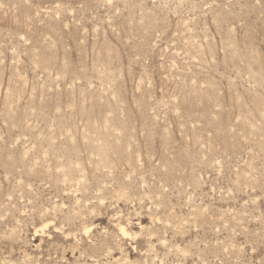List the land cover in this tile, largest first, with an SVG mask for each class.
I'll use <instances>...</instances> for the list:
<instances>
[{"label": "rangeland", "instance_id": "374dc122", "mask_svg": "<svg viewBox=\"0 0 264 264\" xmlns=\"http://www.w3.org/2000/svg\"><path fill=\"white\" fill-rule=\"evenodd\" d=\"M0 264H264V0H0Z\"/></svg>", "mask_w": 264, "mask_h": 264}, {"label": "bare ground", "instance_id": "6f19581e", "mask_svg": "<svg viewBox=\"0 0 264 264\" xmlns=\"http://www.w3.org/2000/svg\"><path fill=\"white\" fill-rule=\"evenodd\" d=\"M121 232H122L123 234H125V231H124V229H121Z\"/></svg>", "mask_w": 264, "mask_h": 264}]
</instances>
